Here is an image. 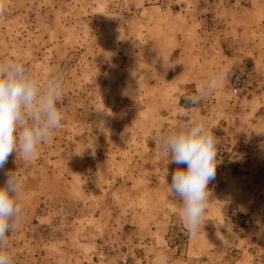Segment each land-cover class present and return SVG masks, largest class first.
I'll use <instances>...</instances> for the list:
<instances>
[{
    "label": "rangeland",
    "instance_id": "obj_1",
    "mask_svg": "<svg viewBox=\"0 0 264 264\" xmlns=\"http://www.w3.org/2000/svg\"><path fill=\"white\" fill-rule=\"evenodd\" d=\"M260 1L253 12L257 0H4L0 61L42 85L59 75L63 96L38 156L5 165L23 195L13 264H264ZM213 75L217 88L187 103ZM200 119L217 167L192 235L161 140Z\"/></svg>",
    "mask_w": 264,
    "mask_h": 264
},
{
    "label": "clouds",
    "instance_id": "obj_2",
    "mask_svg": "<svg viewBox=\"0 0 264 264\" xmlns=\"http://www.w3.org/2000/svg\"><path fill=\"white\" fill-rule=\"evenodd\" d=\"M0 0V14L4 11ZM220 78L213 75L201 86L197 95L187 97L196 105L204 95L215 90ZM62 83L59 75L43 85L30 69L17 59L0 61V264H13L8 252L9 234L15 231L23 215L22 187L17 171L5 170L9 157L30 162L38 156L42 144L53 138L62 127ZM161 148L169 154L168 162L177 165L169 188L179 198L186 228L198 233L208 207V185L215 179L217 139L204 119L179 128L161 140ZM186 165V169L180 166Z\"/></svg>",
    "mask_w": 264,
    "mask_h": 264
},
{
    "label": "crops",
    "instance_id": "obj_3",
    "mask_svg": "<svg viewBox=\"0 0 264 264\" xmlns=\"http://www.w3.org/2000/svg\"><path fill=\"white\" fill-rule=\"evenodd\" d=\"M262 1H260L259 2V0H257V5H254L253 6V9H252V11L253 12H258V9H259V6H260V3H261ZM262 32H261V30H259L258 32H257V34H256V37L254 36V42H255V44H257V41H258V43L260 44L261 43V41L260 40H257V39H259V34H261ZM257 54H258V56H264V51H262V52H257Z\"/></svg>",
    "mask_w": 264,
    "mask_h": 264
},
{
    "label": "built area",
    "instance_id": "obj_4",
    "mask_svg": "<svg viewBox=\"0 0 264 264\" xmlns=\"http://www.w3.org/2000/svg\"><path fill=\"white\" fill-rule=\"evenodd\" d=\"M241 75L240 76H237L236 78H235V86L236 87H238L239 86V84L241 83Z\"/></svg>",
    "mask_w": 264,
    "mask_h": 264
}]
</instances>
